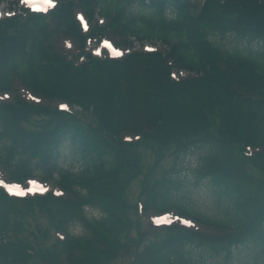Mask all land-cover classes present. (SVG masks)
Listing matches in <instances>:
<instances>
[{"label": "trees", "instance_id": "16d2710c", "mask_svg": "<svg viewBox=\"0 0 264 264\" xmlns=\"http://www.w3.org/2000/svg\"><path fill=\"white\" fill-rule=\"evenodd\" d=\"M76 8L90 20L99 8L107 25L84 31ZM227 33L264 43V0H60L47 14L0 19V91L21 80L39 99L16 93L0 101V169L15 183L39 177L63 192L17 197L0 187V230L10 237L0 243V264H110L119 256L124 264H211L202 252L227 264L245 244L264 264V47L213 39ZM96 34L125 45L130 36L159 38L171 49L99 58L84 48ZM65 36L78 41L85 61L62 49ZM173 66L203 74L174 81ZM63 101L69 109L59 108ZM65 141L82 161L78 173L59 169ZM195 151L187 171L211 185L218 217L187 203L177 159ZM169 155L173 163L157 168ZM86 205L102 216L87 217ZM152 210L175 211L198 227L173 221L146 238ZM37 213L50 227L34 219L31 228L27 215ZM75 222L85 235L70 233Z\"/></svg>", "mask_w": 264, "mask_h": 264}, {"label": "rangeland", "instance_id": "374dc122", "mask_svg": "<svg viewBox=\"0 0 264 264\" xmlns=\"http://www.w3.org/2000/svg\"><path fill=\"white\" fill-rule=\"evenodd\" d=\"M55 0H50L51 5L54 3ZM5 4L4 11L2 15H7L9 13H13L15 10L17 13H21L24 11V8L26 6L25 0H0V6H3ZM1 15V14H0ZM213 39L217 40L219 43L223 44L224 46L228 48H245L247 46L250 47L251 50H258L260 48L264 47L263 42H253L251 45H248V43L244 40H241L237 35L233 33H227L225 35L217 34L213 36ZM66 46L69 47L72 51H75V45L71 41L65 42ZM18 89L19 92H22L24 94L29 95L30 92L28 89H26L21 83H18ZM11 95L6 94H0V99L5 98H11ZM1 148V144H0ZM199 151H195L192 155H187L185 158H178L177 159V166L179 168H183L182 170V176L185 178L186 187L190 190V194L187 196V203L191 205V207L206 213L208 215H211L213 217H218L220 215L222 209V204L217 200L216 194L213 191V188L206 180H199L196 177H194L192 174L189 173V168L195 165L197 154ZM173 155H169L165 160H162L157 168H159L160 165L163 167H168L173 163ZM149 163L154 162V156L149 154L148 156ZM82 161L78 158V156L75 154V148L74 146L69 142L65 141L64 144L61 147V154L59 156V167L62 168H71V170L75 173L79 172L82 169ZM0 173H2L0 171ZM38 180V179H34ZM48 188H56L55 184L53 182H50L48 185ZM24 189V188H23ZM139 189L140 184L139 180L134 181L130 188V199L132 201H136L139 195ZM26 191H29V186L25 187ZM85 212L87 216L91 219V217H99L101 215V211L93 206H86ZM153 212V210L151 211ZM152 214V213H151ZM146 217V216H145ZM27 218L32 222L31 228L36 230V222H34V219L37 220V222L42 225L43 228L50 227L47 218L40 213H37L35 217L32 215H27ZM172 220H183L187 224H194L192 221L180 216L179 214L172 212L170 214H165L161 216H153L149 215L148 219L146 217V220L144 221V235L146 238L151 237V232L154 229V224L158 225H164L170 223ZM70 233L74 236L78 235H85L86 229L81 223L75 222L70 226ZM130 235L136 236L137 231L136 229H131ZM44 243L49 244L52 239L50 238H44L41 237ZM126 242V241H124ZM145 241H142V244ZM198 251V250H197ZM199 252V251H198ZM203 257L205 259H208L211 261V264H225V260L223 257H213L210 256L207 252H202ZM256 254V250L249 244H245L242 246H239L234 250V255L231 259L227 261V264H259V262H256L254 260V256ZM124 257L119 256L117 259H115L110 264H124Z\"/></svg>", "mask_w": 264, "mask_h": 264}, {"label": "bare ground", "instance_id": "6f19581e", "mask_svg": "<svg viewBox=\"0 0 264 264\" xmlns=\"http://www.w3.org/2000/svg\"><path fill=\"white\" fill-rule=\"evenodd\" d=\"M3 6H0V9L2 10Z\"/></svg>", "mask_w": 264, "mask_h": 264}, {"label": "snow or ice", "instance_id": "6c2138e0", "mask_svg": "<svg viewBox=\"0 0 264 264\" xmlns=\"http://www.w3.org/2000/svg\"><path fill=\"white\" fill-rule=\"evenodd\" d=\"M34 183V182H33Z\"/></svg>", "mask_w": 264, "mask_h": 264}]
</instances>
